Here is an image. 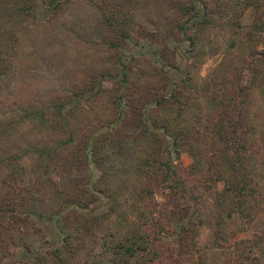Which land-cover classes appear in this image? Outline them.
<instances>
[{"label": "rangeland", "instance_id": "rangeland-1", "mask_svg": "<svg viewBox=\"0 0 264 264\" xmlns=\"http://www.w3.org/2000/svg\"><path fill=\"white\" fill-rule=\"evenodd\" d=\"M59 1H65L59 9L46 7L39 1L35 9L36 15L23 20L13 8L7 7L0 0V45L11 29L14 28L17 32L14 53L9 59L11 63L8 73L13 75L12 86L8 93H0L3 117L17 113L19 109L14 102L22 100L26 107L44 110L47 116L54 104L63 103L66 120H62V124L68 130L75 129L79 134L85 130L84 126L99 122L102 115L114 118L112 90L116 82L112 76L121 67L118 62L121 57L136 72L140 67L146 69L144 60L153 62L154 59L157 68L162 63L168 71L171 70L169 72L174 82L184 87L187 96L180 97L175 102L174 111L167 115L175 116L177 111L187 115L184 112L186 110L193 115L187 123L200 125L206 123L204 119L207 120L213 109V104L208 105L206 101L204 86L212 81V85L216 84L219 88L221 81L228 84L223 77L228 73H235L240 84L248 87L247 94L241 99L253 149L251 165L255 164L257 173L263 171L259 176L255 174L252 184L256 193H264V0H218L216 3L215 0H204L208 2V17L204 23L189 29L190 32L197 30L202 34L199 44L201 47L196 55L193 51H187V40L176 38L170 32L172 26L180 21V16L177 17L175 12L183 0H142L146 3L145 9L139 8V4L135 3L129 13L132 18L130 36L121 37L120 40L116 28L121 26L114 29L105 26L106 22L101 19L100 11L90 0ZM166 36L170 37L166 39ZM164 51H168L165 57L161 56ZM172 64L186 70L184 76H179L180 81H176L177 67H171ZM3 82L4 78L0 77V86ZM159 110L160 108L154 118L158 121L168 120L167 116L164 117L165 111L160 113ZM47 124L44 126L36 119L19 122L9 131L8 143L0 150V201L3 204L11 184L17 191H21L25 185L30 189L32 183L42 179L46 191L44 196L39 194V198L27 197L22 202L18 197L12 200L13 207L8 205L3 210L0 209V239L5 241L4 245L0 244V264H35L34 255L38 249L60 247L68 235L73 238L74 243H79L82 239L85 242L79 244V252L75 251L74 254L72 249L64 248L63 261L67 264H113L108 249L115 242V230L110 228V224L101 223L98 230H93L94 236L91 237V234L86 236L81 231L85 228V219L95 212L88 215L86 212L67 211L56 219L52 215L62 209L64 198L72 197L75 193L78 197L76 199L81 198L80 203L87 202L81 189L87 188L90 191V183L86 181L91 174L87 169L82 172L71 171L80 182L81 179L84 182L77 189L75 186L71 187L72 182L67 178L69 172L60 174L62 184L65 188H70L72 194L67 195L59 191L58 184H52L53 167L37 170L38 160L34 154L27 151L23 158L19 157V161L27 169L34 167L41 178L27 170L23 182L12 179L11 175L15 171L13 165L8 158L3 159L4 161L1 159L14 149L25 150L32 144L49 145L58 135L49 128L54 124L51 118ZM5 139L7 138H3L4 141ZM5 150L6 153L3 152ZM180 157L183 165H189L193 161L185 150ZM121 158L122 155H118L110 161L105 181L109 186L119 187L116 193L121 201L119 209L136 211L144 206L147 211L148 208L155 210L154 215L159 212L167 214L162 222L171 221L172 216H168L167 212L170 203L165 194L168 190H157L148 201L141 198L137 189L132 188L135 177L126 172L127 167ZM260 167L263 169L258 170ZM125 178H128V185ZM214 188L216 194L221 192L224 188L223 181L217 182ZM28 195L32 194L28 192ZM220 200L207 197L206 207L200 214L203 213L208 221L199 226L196 251L183 255L181 264H264V202L259 200L255 205L251 203V218L239 210L227 217ZM101 201L105 199L87 203L98 207L95 211L102 213L106 204ZM18 215H27L26 228L17 226L18 219L15 220L14 217H19ZM216 216L224 217L221 226L213 224V221L218 220L215 219ZM124 217L128 218V214L120 213L119 220ZM10 218L15 224L8 227L7 221ZM110 221L113 222V218ZM135 221L128 224L126 221L122 222L123 226L118 227V233L122 235L142 220ZM154 227L158 232V225L155 224L152 228ZM218 228L221 232L216 238L214 230ZM78 229L81 231L78 232ZM251 243L253 247L249 251ZM6 245L9 246L3 253L2 247ZM149 250L152 251L148 252L149 256H152L153 251L157 252V257L164 255L162 248L151 247ZM49 259L37 258L41 264H52Z\"/></svg>", "mask_w": 264, "mask_h": 264}, {"label": "trees", "instance_id": "trees-1", "mask_svg": "<svg viewBox=\"0 0 264 264\" xmlns=\"http://www.w3.org/2000/svg\"><path fill=\"white\" fill-rule=\"evenodd\" d=\"M1 1H4L7 7L13 8L23 20L36 15L35 9L38 7L39 1L46 7L56 9H59L65 2L59 0ZM171 1L180 2L178 0ZM216 1L219 2L215 0L214 3ZM90 2L100 11L101 19L106 22L105 26L110 29L121 26L116 28L119 40L121 37L128 38L130 36L132 18L129 13L135 3H138L141 9H145L146 4L142 0H90ZM208 12V2L204 0H183L175 12L177 17L180 16V21L172 26L170 32L176 38L187 40V51H193L195 55L199 54L202 34L197 30L190 32L189 29L204 23L209 15ZM16 34V29H11L0 45V77L4 78L3 85L0 86V93H8L9 87L12 86L13 75L8 71L11 63L9 59L14 53ZM170 36H166V39ZM167 52L164 51L161 56L165 57ZM118 62L121 67L112 76L115 77L113 79L116 82L112 90L114 95L112 97L114 103L112 115L114 118L109 119L106 115H102L99 117V122L84 126L85 130L81 134L76 133L75 129L68 130L62 124L61 121L66 120L63 114L65 109L63 103L54 104L49 111V116L44 110H31L22 103V100L14 102L18 106L19 113L11 114L7 118L3 117L0 107V150L8 143L9 131L19 122L25 120L36 119L46 126L48 125L47 121L51 118L54 124L49 128L58 135L49 142V145L32 144L25 150L14 149L11 151L12 153L1 159L8 158L13 165L15 171L11 176L14 181L23 182L27 176V170L41 178L39 170L53 167L52 184H58L59 191L67 195L71 194V191L70 188H65L62 184L60 174L64 171L69 172L67 178L72 182L71 187L75 186L74 188L77 189L80 185L83 186L84 182L82 179L80 182L71 171L82 172L87 169L91 174L90 177L87 175L86 181L90 183V191L87 188L81 189L86 195L88 203L104 198L105 201L101 202L106 204L105 210L102 213H97L95 209L98 207H92L87 202L80 203L81 198L76 199L78 197L75 196L77 194L75 193L72 197L64 198L62 209L53 212V217L56 219L61 213L67 211L69 213L86 212L88 215L95 212L91 214V218L85 219L84 230L78 229V232L81 231L86 236L91 234L93 237L95 232L93 230H98L101 223L110 224V228L115 230L113 232L115 242L108 249L113 264H157L158 262L181 264L183 255H189L196 251V236L199 226L208 221L203 213L200 214V211L206 207L207 197L213 200H220L219 197H221L220 205L226 211L227 217L239 210L240 213H245L251 218L253 216L251 203L255 205L259 200L264 202V193H256L252 184L255 174L259 176L263 171L257 173L255 164L251 165L253 149L243 112V99H241L243 95L247 94L248 87H243L240 84L235 73L234 75L228 73L223 77L228 84L221 81L219 88L216 84L212 85L214 82L209 81L204 86L203 93L208 105L213 104L212 114L208 115L207 120L204 119L206 122L203 123L204 125L202 123L192 125L187 121H190L193 115L186 110L184 112L187 115L178 113V111L175 116L167 115L174 111L175 102L177 103L180 97H186L187 93L184 91V87L179 86L178 82H174L173 76L169 72L171 70L168 71L163 67L164 64L161 63L157 68L154 64L155 59L153 62L144 60L143 65L146 69L140 67V70L136 72V70H132V67L126 65L121 57L118 58ZM170 66L177 67V79L176 77L175 79L180 81V77L186 74V70L175 64ZM159 108L160 113L165 111L164 117L167 116L168 120L158 121L154 118ZM5 137L6 141L3 140ZM260 148L261 146H259ZM263 149L260 150L261 153ZM183 150L188 152L193 159L189 165H183L181 161L180 156ZM27 151L36 156L38 171H34V167L27 169L25 164L19 161V157L23 158ZM3 152L6 153L7 150ZM118 155H122L121 159L124 160L127 167L126 172L135 177L132 188L137 189V194L141 198H146L148 201L153 198L152 195L157 190H168L165 194L167 202L170 203L167 212H169L168 216H172L171 221L162 222V218H167V214L159 212L154 215L155 210L148 208L147 211L144 206L136 211L133 209L121 211L119 209L121 201L116 197L119 187L114 188L105 182L106 174L110 170V161ZM262 169L260 167L258 170ZM93 171H95L94 174ZM124 180L128 185V178ZM36 181L31 184L30 189H27L28 187L25 185L21 191H17L12 184L8 185V195L4 198V204L0 201V209L8 205L12 206L14 204L12 200L18 197L22 202L27 197L35 198L37 196L39 198L40 195H46L42 179ZM219 181H223L224 188L216 194L214 186ZM111 182L114 184V181ZM26 190L32 195H28ZM214 205L216 206V204ZM119 212L127 213L129 219L124 217L119 220ZM18 216L20 218L14 217L15 220L18 219L17 226L26 228L27 215ZM111 218H113V222L110 221ZM135 218L142 221L136 222ZM215 219L218 220L213 221V224L221 226L224 217L216 216ZM125 221L127 224L135 221L136 224L121 235L118 233V227L123 226L121 223ZM12 224L15 223L10 218L7 225L11 227ZM155 224L159 227L158 232L155 227L152 228ZM214 232L217 238L221 230L218 228ZM63 240L64 243L60 247L38 249L34 255L35 264H41V261L37 260L38 257L50 258L52 264H67L63 261L64 248L72 249L74 254L78 250L79 244L85 242L82 239L79 243H74L73 238L69 235ZM0 244L4 245L5 241L0 239ZM8 246L2 247L3 253ZM151 247L162 248L163 257H157L156 251H153V257L149 256V253L152 252L149 250ZM252 247L251 243L249 251L252 250ZM154 258H157L155 259L157 261Z\"/></svg>", "mask_w": 264, "mask_h": 264}]
</instances>
